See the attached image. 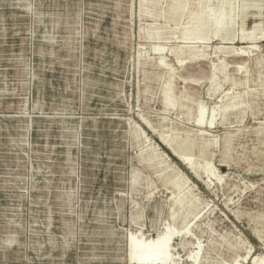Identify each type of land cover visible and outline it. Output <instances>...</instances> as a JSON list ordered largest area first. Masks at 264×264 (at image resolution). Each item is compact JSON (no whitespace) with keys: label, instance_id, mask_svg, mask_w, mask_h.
<instances>
[{"label":"rangeland","instance_id":"rangeland-1","mask_svg":"<svg viewBox=\"0 0 264 264\" xmlns=\"http://www.w3.org/2000/svg\"><path fill=\"white\" fill-rule=\"evenodd\" d=\"M149 1L0 0V264H129L131 235L155 242L185 224L171 246L182 264L198 249L200 264L264 258V42L240 72L216 53L261 29L264 0H184L168 21V0ZM200 1L229 2L234 23L183 30ZM179 47L207 62L187 52L180 66ZM167 83L177 105L165 111ZM153 131L193 143L209 175L197 180ZM169 178L189 185L173 193ZM189 190L194 210L173 221Z\"/></svg>","mask_w":264,"mask_h":264},{"label":"bare ground","instance_id":"bare-ground-1","mask_svg":"<svg viewBox=\"0 0 264 264\" xmlns=\"http://www.w3.org/2000/svg\"><path fill=\"white\" fill-rule=\"evenodd\" d=\"M161 1L162 0H150L149 1L150 9H152V11H155V8L160 4ZM183 3H184V0H168V7L166 11L164 12V14L159 15V16H161L167 21L170 20L175 14H177L179 9L184 8L182 7ZM188 5L189 4H187V6ZM204 5H205L204 2L200 1L197 4L196 8L189 13V19H188L187 26L183 30L195 29L202 25L210 26L213 28L216 27L217 29L224 30L225 28H227V26L234 23L235 9L229 2L221 1L218 4L219 5L218 9H215V6H204ZM206 9H208V12H204ZM141 12L142 14H147V15L152 14V12L149 10L145 11L142 9ZM199 13L204 14L202 20H199L198 18ZM200 21H204V23H200ZM176 26L180 27V24L177 23ZM260 28L261 29L258 32L256 31L251 34H242L241 38H239L238 40V44H239L238 47H231V48L230 47L229 48L228 47H218L216 49V53L220 52V53L229 54L230 55L229 58H232L234 60V64L237 65V66L235 65L233 69L235 68L238 72L244 70L246 66L244 64V60L251 58L253 56V53L258 51L259 49L258 45L264 42V22L261 23ZM158 34H160L161 37L163 36L162 33H158ZM158 34L153 33L151 36L153 38L154 35H158ZM226 40L230 42L227 44L231 46L236 44L234 43L236 40L235 37L230 36ZM223 44L224 43H221V45ZM154 51H156L158 54H161L162 52L160 48H155ZM187 52H190L192 56L190 58L191 59V62H189L190 64L196 63V62L197 63L207 62L206 60L207 56L205 55L203 51H200L197 48L179 47L173 50L172 54L176 57L177 61L179 62L178 64H180V66L184 65L182 57ZM160 65L166 67L164 59H161ZM166 69L169 71V80L171 83V80H172V76L170 73L171 70L170 68H167V67ZM217 71H218V68L215 65H213L210 71L211 79H212V85L210 87L211 96H214L217 91V85H216ZM162 103H163V108L165 109V111L173 110L177 105L173 101L172 90L171 88H169L168 83L166 84L165 90L163 92ZM199 106L200 107L198 109V114L196 116L194 123L196 124L197 127L202 128L205 124L206 111L202 105H199ZM146 124L144 125L146 126ZM213 124H214V117H212L209 124L207 123L206 125L207 127L211 128ZM153 134L157 136V138L159 139V142L167 149V151H169V153L174 158H176L179 162H181L185 166L187 171L192 176H194L197 180L200 179L198 178L200 176V173L204 175H209V172H207L206 169L199 167L194 162V160L189 156V151L194 146L193 143L187 142L188 144L185 143L183 145H178L175 140L168 139L164 137L163 135H158L155 131H153ZM153 160L154 158H151L150 160H146L143 158V154H141L138 161L141 164H144L145 166H149V165H152ZM170 174H172V171L170 172ZM170 181L172 183L169 184L170 186L168 185L166 187H168V189H170L171 192L173 193H179V194L180 192L183 193L182 191H183L184 186L189 185L188 181L186 182L185 180L180 181L179 183H177L175 179H170ZM139 183H140V180L136 176H134L132 186L136 187L138 186ZM191 196L192 194L189 190L186 193H184L182 196H180L179 198H174V201H172L173 206L175 205L179 206L183 212H181V215H179V217L176 220H173L171 217L169 219L170 223H171L170 220L177 221L179 218H182V217L186 218L187 211L194 210V205L192 204ZM187 227L188 226H186L185 224L180 228H176L173 231V233L168 231L166 234L161 235V237L158 238L155 242H149V241L142 242V241L137 240V237L135 235H131L128 246H127V262L129 264H182V259L180 260V258L172 254L171 246L175 238L176 239L179 238L180 235L186 236V237L188 236L189 232H187ZM199 255H200V250L198 249L197 252L192 254L189 258H187L186 261L190 262L191 264H200ZM248 258H249V254L244 258V260H247ZM238 262H234V264H239ZM249 264H264V258H261V259L252 258Z\"/></svg>","mask_w":264,"mask_h":264}]
</instances>
